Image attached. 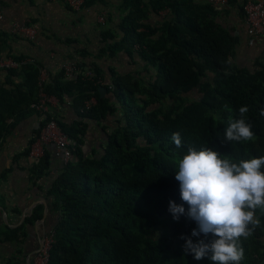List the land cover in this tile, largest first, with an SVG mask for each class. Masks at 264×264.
Masks as SVG:
<instances>
[{"label":"trees","instance_id":"16d2710c","mask_svg":"<svg viewBox=\"0 0 264 264\" xmlns=\"http://www.w3.org/2000/svg\"><path fill=\"white\" fill-rule=\"evenodd\" d=\"M95 0H84L85 6ZM243 0H227L241 11ZM115 29L100 30L102 45L95 51L75 48L65 62L78 73L66 78L60 67L50 69L37 58L15 68L0 70V143L21 119L38 113V67L45 66L42 87L57 103L66 99L75 113L70 122L55 115L70 141V157L62 163L47 188L50 210L56 214L48 231L51 241L45 264H213L207 257L196 260L184 251L185 240L210 241L211 234L192 236L195 221L180 215L173 219L169 201L188 205L180 198L175 179L178 159L189 146L210 147L233 159L264 156V58L252 67L238 66L230 58L237 37L214 21L215 9L194 0H121ZM160 20L150 21L162 9ZM242 12V11H241ZM104 15V21H105ZM71 41L66 38L65 42ZM143 62L134 73L117 74L108 68L109 83L97 63L117 52ZM15 60L25 55L11 56ZM93 58V59H90ZM91 73L90 78L84 72ZM145 73V74H142ZM101 80V84L95 82ZM105 88L100 97L98 88ZM196 91L195 97L187 98ZM89 96L95 104L82 109ZM245 114L255 137L252 141L224 139L230 120ZM104 139L97 148L84 150L89 122L101 123ZM47 116L41 117L23 151L28 149ZM104 128L106 130H104ZM179 133L181 147L172 136ZM48 147L33 160L31 174L46 173ZM35 205L15 228L1 230L0 239L19 240L24 225L40 216ZM262 226L244 240L241 264H264V215ZM7 264H21L12 256Z\"/></svg>","mask_w":264,"mask_h":264},{"label":"crops","instance_id":"0c3cea01","mask_svg":"<svg viewBox=\"0 0 264 264\" xmlns=\"http://www.w3.org/2000/svg\"><path fill=\"white\" fill-rule=\"evenodd\" d=\"M194 1L208 3L207 0ZM120 2L121 0H95L87 6V10L74 12L55 0H0L3 10V18L0 19V55L34 57L46 67L55 69L77 47L95 53L102 45L100 30L107 27L115 29L119 15L123 14L119 8ZM212 7L216 11L214 21L237 37L231 62L238 66L252 67L254 61L263 60L260 40L247 34V25L238 7ZM100 13L106 18L103 23L96 21ZM157 20H160L158 15L150 16V21ZM13 21H28L32 24L36 30L34 41L11 34L10 25ZM66 38L71 41L66 43ZM97 63L104 72V82L107 83L108 68L117 74H127L142 69L143 65L135 55L130 58L122 51L111 57H101L97 59ZM2 75L0 72V83ZM51 111L63 121L70 122L75 118L68 99L61 104L56 102L51 106ZM112 118L108 116L106 121L98 124L88 123L83 145L86 152L90 147L97 148L104 139L102 126L109 128ZM40 119L41 116L36 114L21 119L0 143V229L17 227L30 215L35 205L41 206L38 219L24 225L23 237H19L18 241L0 239V264H7L12 256L20 259L21 264H26L25 259L30 254V264H33L39 239L48 232L56 218V214L50 210L51 198L46 191L62 165L60 158L48 147L49 163L46 173L35 177L30 170L33 160L23 153Z\"/></svg>","mask_w":264,"mask_h":264},{"label":"clouds","instance_id":"9594fccd","mask_svg":"<svg viewBox=\"0 0 264 264\" xmlns=\"http://www.w3.org/2000/svg\"><path fill=\"white\" fill-rule=\"evenodd\" d=\"M247 106L239 108V118L230 120L224 139L252 141L255 134L245 114ZM260 115L264 116V109ZM177 148L181 147L180 134L172 136ZM175 179L179 182L181 200L188 205L169 201L173 219L187 215L197 227L192 236L212 235V239L193 242L185 240L184 251L201 260L207 257L213 264H241L245 258L242 238L248 239L262 226L264 215V156L233 159L210 147L199 149L189 146L178 159Z\"/></svg>","mask_w":264,"mask_h":264},{"label":"built area","instance_id":"2783aa9c","mask_svg":"<svg viewBox=\"0 0 264 264\" xmlns=\"http://www.w3.org/2000/svg\"><path fill=\"white\" fill-rule=\"evenodd\" d=\"M71 11L77 12L87 10L84 0H55ZM214 7H227V0H207ZM241 11L244 21L247 25L246 32L252 38L260 40L262 50L264 52V0H243L241 3ZM168 9H162L157 12L159 17L164 16ZM3 18V10L0 3V19ZM96 21L103 23L104 14L100 13L96 17ZM10 33L23 38L27 41H34L36 30L28 21H13L10 25ZM33 62L31 57H25L21 60H15L10 56L0 55V70L15 68L22 63ZM66 78H73L78 73V68L73 62H65L60 65ZM84 77L90 78L89 71L84 72ZM47 73L45 66L38 67L37 85L38 92L36 101L30 104V108L38 113L41 117L47 116L44 123L39 127L33 142L29 145L28 157L36 160L43 155L46 147H51L52 153L59 157L62 163H66L70 157V141L67 135L60 129L55 120V114L51 111V106L57 102L53 95L46 94L43 91V83L46 80ZM95 82L101 84V80ZM95 104V98L89 96L82 102V109H88ZM51 241V233L48 231L41 239V246L33 257V264H45L48 257V248Z\"/></svg>","mask_w":264,"mask_h":264},{"label":"water","instance_id":"95a60500","mask_svg":"<svg viewBox=\"0 0 264 264\" xmlns=\"http://www.w3.org/2000/svg\"><path fill=\"white\" fill-rule=\"evenodd\" d=\"M98 92H99V96L101 97V96L104 94V92H105V88H103V87H99V88H98ZM40 246H41V240L39 239L38 246H37L36 250L34 251V253H36V251L39 250ZM34 253H32V254H34ZM30 255H31V254H30ZM30 255H28V256L26 257V259H25V263H26V264H30V258H29Z\"/></svg>","mask_w":264,"mask_h":264},{"label":"rangeland","instance_id":"374dc122","mask_svg":"<svg viewBox=\"0 0 264 264\" xmlns=\"http://www.w3.org/2000/svg\"><path fill=\"white\" fill-rule=\"evenodd\" d=\"M195 95H197L196 91H192V92L188 93L187 98H193V97H195Z\"/></svg>","mask_w":264,"mask_h":264}]
</instances>
